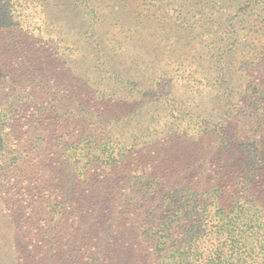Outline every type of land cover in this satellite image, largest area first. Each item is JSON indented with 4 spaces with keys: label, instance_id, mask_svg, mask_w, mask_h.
Listing matches in <instances>:
<instances>
[{
    "label": "trees",
    "instance_id": "1",
    "mask_svg": "<svg viewBox=\"0 0 264 264\" xmlns=\"http://www.w3.org/2000/svg\"><path fill=\"white\" fill-rule=\"evenodd\" d=\"M0 264H264V0H0Z\"/></svg>",
    "mask_w": 264,
    "mask_h": 264
}]
</instances>
